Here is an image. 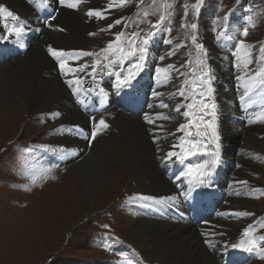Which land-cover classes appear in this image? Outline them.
Here are the masks:
<instances>
[{"label":"rangeland","instance_id":"374dc122","mask_svg":"<svg viewBox=\"0 0 264 264\" xmlns=\"http://www.w3.org/2000/svg\"><path fill=\"white\" fill-rule=\"evenodd\" d=\"M94 1H96L97 4H93ZM195 2L196 0H143V3H141V0H131L124 8H112L108 18L101 23H99L98 20L88 31V34L86 33L85 37H88L89 40L92 41L93 46H95L92 48L95 52H98L100 49L104 48L108 42L115 39L114 34L123 30L125 23L128 25L125 27L126 31L130 32L132 29L136 31L140 26H142L140 29H144L157 23L161 15L167 16L171 13L170 25L169 21H166V27L171 26L172 28L171 36L173 37V45H169L164 51V55L171 51L175 44L183 43L185 46L180 47L175 55L166 57L164 61H160L159 59V66L165 67L168 64H174L179 68L181 64L189 60L190 52L194 55V49L192 48L190 39L191 30L181 28V23L185 20L184 5L187 4L191 6ZM22 3L25 4L23 1ZM108 3L109 0H87L86 3H82L77 9L81 14H85V17L90 21L91 18L85 13L88 11L89 6L93 5L95 9H104ZM138 4L140 7H137ZM250 6L252 10L247 12L246 9ZM83 7H86L85 12ZM77 9L66 8L60 11L58 17L55 19L56 21L54 20L57 24L56 28L59 27V31L64 33L63 36L65 38L68 37L71 31V12L74 10L77 11ZM233 9L234 12L230 16L227 30L229 33L235 32L237 40H243L246 44L255 45L252 49L254 64L251 66L255 67V57L259 55L260 46L264 45V0H204L199 18L197 19L192 14L191 7H189V15L186 18V22L189 25L198 23V31L196 33L198 36L197 42L203 44L209 53L214 45L212 36L226 27L223 23L214 24L213 22L220 20ZM66 10H68V13ZM145 10L149 12L147 17L144 15ZM247 15L253 17L255 27H249V34L247 36H241L239 32L243 31V24L246 23L244 17ZM121 17H127L128 19L120 25H114L110 30L107 29L108 24L113 23L116 19ZM149 17L151 18L149 19ZM84 23L87 25L86 21H84ZM205 32L206 34L204 36ZM35 33L38 34L37 32ZM54 34H56V30ZM187 41L190 42V44ZM36 43L37 42L26 44V53L29 52ZM61 50L74 53V47H65ZM94 59H96V57H92L90 60L93 62ZM208 63L212 67L217 66L215 59H208ZM86 64L89 65L88 70H90L92 63L89 62ZM115 67L120 71L119 65ZM88 70L87 72H89ZM180 71L188 73L189 69L185 67L180 69ZM175 76L181 77L183 81L185 80V76H178L176 72ZM173 77L169 86H175L176 78ZM167 83L165 84L166 86ZM168 89L169 87H166L164 91L166 95ZM173 90L174 89L170 91H177ZM68 91L69 94H71L72 89H68ZM166 95L162 97L163 100L165 99L164 101H166ZM168 96L171 101L172 98L177 97V102L179 100V96H170L169 94ZM174 105L173 103L168 105V107L172 109H170L171 112L175 111V107H172ZM13 108L17 109V113L15 114L18 116H16L10 126L6 124L0 126V264H110L113 261L116 264H123L125 257L133 259L134 264H159L158 262L146 261L143 257V254L150 253L153 250V248L149 247L146 237H142V235L134 237V234H136L135 230L138 228V222L143 220L145 218L144 216L148 213H152L140 207V205L147 201H141L139 197L146 196L149 192L151 193L150 195L153 193L152 190L150 191L147 189L145 183L136 179L135 170L131 162L127 160V168L124 166L126 170L122 169L121 172L118 173L116 182H110L109 177H106V179L102 181L105 185L103 188L99 185H95L88 191L85 190L84 187L83 190L82 187L79 186L80 182L79 178L76 176L77 172L70 168H68L66 172L59 171L58 174L53 177L54 180L49 181L44 175L45 168L41 163L40 150L38 148H46V146L50 144V141H54L50 140V133L53 129L59 128L57 126L58 123L55 121L42 124L38 118V113H34L35 111L40 112L42 109L38 111L36 108H32L23 113L20 111L17 104L0 103V112H12L11 109ZM44 109L50 111L52 110V106H47ZM58 113L59 115L57 116L65 115V111L63 110ZM181 113H174L175 119H177L170 122L173 123V128L181 124V120H183V115ZM113 115L114 114L110 115V113H106L103 116H99L97 122L103 117H108L110 119V124L113 127L112 131L118 140L117 154H119V147L121 143L124 145L125 138L121 131L122 125L119 126L120 124L115 121L116 119H114ZM123 115L128 117L126 114ZM131 117L132 116H130V118ZM193 120L195 122V117H193ZM73 123L77 124L74 120H66L64 124L62 123L65 131H67L66 128L68 125ZM128 124L130 125V123ZM122 127L126 128L125 126ZM145 128H147V125H145V127L143 125V131L148 134ZM166 130H169V125L163 127L161 130L162 134L164 132L166 134ZM65 131L58 132L60 133L59 137L56 134V138L54 139H65L64 136H68L67 138L72 137V141H70L71 146H67L69 142H62L60 140L54 141V143L64 150L73 148L74 151L72 152H75L76 155L78 154L76 157L79 162L84 154L86 155L89 152L86 153L82 147V144L87 141L88 136L84 141L78 138L88 131L83 130V133L80 134ZM108 132L110 131L106 133L100 131L98 138L100 140H104V138L107 139L108 137L106 135ZM195 132L196 129L193 127L192 138L200 139V137L195 136ZM223 132L226 139L225 142L238 143L239 140L241 142L237 147H239L240 150L249 151L251 155L257 153L260 155L259 158H254L252 161H247L246 158H244L246 160L244 161L233 154L234 151L232 146H229L226 150V157L232 162H238V169L232 173L234 174L232 177L233 182L237 183V186L248 189L249 192L245 198H248V201H253L250 205H247V208L250 210L252 209L250 212L253 213V216H245L244 222H242L234 220V215L230 217L227 214L237 212L236 210H242L237 206L238 203L230 204V201L228 199H223V197L218 200L217 209L214 212L216 213L214 219L217 220L215 221L213 219L215 222L213 221L214 223L207 226L211 242L213 241L212 243L215 245V252L218 251L216 252L218 253L217 255L226 260L227 251L231 249L229 248L225 251L221 244H224L226 241L235 243L238 238V236L229 235L230 231L226 228V225L232 223V225H236V228L241 229L243 232L253 220L258 219L261 221V219H264V192L253 191V189L264 190V136L258 140L252 132L245 131L243 137H239L242 139H239L238 137H234L236 134L234 129H223ZM259 132L264 135V129L262 127ZM155 134L156 131L151 132V135ZM177 135L178 134L174 136L176 137ZM248 135H253L254 137L250 139L251 142L248 141ZM170 136L172 137V135ZM40 144L45 145L41 146ZM19 145H24L26 152H24V148L18 147ZM189 146L190 144L186 139L184 148L186 149ZM33 147L36 148V151H31ZM88 148L89 151L92 149V147ZM154 149H156L155 160L161 159L166 154L165 150L161 147H154ZM179 152H181L180 148ZM117 164V161L108 163L104 166V173L116 169ZM228 170H232V165L230 163L228 164ZM37 173H39V177L35 183H32L30 177ZM60 177H62V179ZM228 177L229 175L226 176V178ZM166 178L168 179V174ZM241 181H247V183L240 184ZM53 184L54 186H50ZM220 188H222V191H225L226 185L222 184ZM107 190L110 191L107 192ZM165 190L164 188H160L158 192L162 193L163 196H168V192ZM229 191L230 190H226V192ZM55 194L57 195L55 196ZM77 197H79L78 203L73 204L74 198ZM245 198L243 199L247 200ZM241 199L236 197V202L238 201L239 204H241V202L244 201ZM133 200H136V202L133 203ZM67 201L69 202L67 203ZM214 203L216 204L215 201ZM131 204L135 206L138 205L136 207L142 209L145 215L142 213L129 215L128 210L130 208L128 207H130ZM56 209H58V211H56ZM59 216L62 218L60 217L61 219L58 220V223L54 222V219H58ZM174 217L177 218L176 214H174ZM39 223L46 228L43 232L38 234L35 228L39 227ZM103 225H107L108 227H103ZM211 230L218 233L222 232L224 235L212 236ZM261 230H263L264 234V228H261ZM257 235H260V233L258 232ZM105 236L115 237L120 243H112V250H107L103 246L105 243ZM132 237H134V239H132ZM109 243H111V241H109ZM121 244L128 245L121 250L124 254H114L113 248ZM235 251L239 259L236 261V264L252 263L250 260L244 259V256H250V254L239 250ZM152 257L156 261L163 258L157 254ZM254 264H264V259L257 258Z\"/></svg>","mask_w":264,"mask_h":264},{"label":"snow or ice","instance_id":"6c2138e0","mask_svg":"<svg viewBox=\"0 0 264 264\" xmlns=\"http://www.w3.org/2000/svg\"><path fill=\"white\" fill-rule=\"evenodd\" d=\"M84 2V0H59V4L65 6L69 9H77ZM131 0H109L108 5L104 9L89 8L86 15L89 18H96L97 20H105L110 14L112 8H124ZM42 5H47L49 0H39ZM143 3V0H141ZM204 5V0H196L191 6L185 4V20L181 23V28L190 29L191 35L190 39L192 42V48L194 49V55L189 53V60L184 64H181L179 68L174 64H168L165 67L158 66L156 68V79L160 84H166L171 79V73L176 72L178 76H185L183 84L177 89L176 92L170 93V96H179L183 98V104H177L175 111L181 113V108L183 107L182 115L186 119V123H182L176 129L178 132H183L184 137L180 139L179 143L172 145L173 149L180 148L181 152L175 150H170L164 156V160L167 163L173 158L181 164L185 165L186 160L192 156H205L207 159L202 161H197V163H187L186 170L180 172L179 175L175 177L177 181H181L183 178V183L187 185L186 189L180 192V195L184 197L185 200L192 198L193 192L197 188L210 187L211 180L215 174L217 167L220 164V137L217 132V109L218 105L215 99V88L214 81L217 77L213 71L211 65L208 63V52L205 46L198 43V23L187 24L186 18L189 15V7H191L192 14L198 19L201 12V8ZM137 7H140L138 4ZM251 6L246 9L250 12ZM234 9L221 18L218 21H214V24L223 23L226 27L225 29L219 31L215 40L218 44L223 43L222 47L231 48L234 42V50L232 51V57L234 58L233 67L237 69V75L235 77L237 81V91L238 99L241 105L247 107V105L255 102V97L259 96L264 99V45L259 48V55L255 57V67H251L254 64L252 49L255 45L246 44L243 40L236 39V33H229L227 26L229 24L230 16L233 14ZM145 17L149 15L147 10L144 11ZM171 13L166 15H161L159 21L153 24L143 32H134L131 36H126L125 32L121 30L115 33V39L107 43V45L100 49L98 52H84L79 51L75 53H68L61 49H55L52 46L47 48L48 54L58 63L59 69L62 75H67L68 73H73L75 79H68L66 83L71 87L73 94H79L82 91H92V89H84L83 81L80 77V73H86L89 65L79 64L77 67H73L68 63V58L72 57L78 60L80 57H96L91 64L90 75L93 79L96 76L97 70L111 69L112 71L108 74L115 75V84L118 92H123L124 90H131L134 87V81L140 75V72L146 66L147 57L149 53V47L153 40L156 39L160 33L170 34L172 31L171 26L165 27V22L169 21L170 25ZM54 19V17H52ZM127 17H121L116 19L113 23L107 25V29L110 30L114 25H120L122 22L127 20ZM246 23L243 24V31L239 32L241 36H247L249 34V27H255L253 23V17L247 15L244 17ZM11 21V25L9 24ZM48 21L46 20L45 23ZM0 23H3L4 33H0V41H7L11 36H15L17 41L25 33L27 25L26 22L21 21L20 18L11 11L3 3H0ZM128 25L125 23L124 25ZM103 30V29H102ZM91 34V33H90ZM163 43L165 45H173V38L168 36H162ZM185 46L183 43L175 44L171 51L167 52L164 56H160L159 59L164 61L166 57L175 55V52L180 48ZM130 58L135 60V63L131 64L127 71H116V65L122 66L124 62ZM187 67L189 69L188 73L181 72L180 69ZM191 76V83L187 79ZM187 93V94H186ZM163 93L158 91H153V97H160ZM82 102V101H81ZM160 108H167L168 104L161 101L158 105ZM150 108L153 105H149ZM57 115H59L57 113ZM158 117L161 114H157ZM195 117V122L193 120ZM163 119H169L168 116H162ZM145 119L148 123L154 124L155 121L149 118L147 115ZM264 121V109H262L257 117L250 119V122ZM109 125L105 122L103 118L99 121L93 120V125L91 129V139L94 140L102 129H107ZM195 127V136L200 137V139H195L193 137L192 128ZM162 130L163 126H159ZM65 129L63 125L60 128L55 129L56 132H63ZM75 132L77 134L83 133V129L76 126ZM155 132V130H154ZM172 135L171 132L168 133ZM191 138V139H189ZM188 140L190 144L186 149L184 148L185 140ZM91 143V141H89ZM214 146V150L211 147ZM186 153V154H185ZM45 172L51 171V169H45ZM39 173L31 175L32 183H35ZM240 183H247V181H241ZM255 192H264L262 189H253ZM141 201H149L152 204L157 205H168L174 204L175 197H162L156 199L151 196H141L139 197ZM228 215H234L237 217L253 215V213L243 211V212H232L227 213ZM223 215V213H222ZM103 227H108L103 225ZM264 228V223L260 225ZM253 225H248L242 232V235L238 242H224V250L230 249L239 250L248 254L255 255L257 258L264 259V234L257 235L253 231ZM205 236V244L209 247H215L212 244L211 239H209L208 233H202ZM212 236H223L222 232H213ZM104 247L107 250H112V243H120L115 237H104ZM111 241V243H109ZM126 264H134L133 259L125 257Z\"/></svg>","mask_w":264,"mask_h":264},{"label":"bare ground","instance_id":"6f19581e","mask_svg":"<svg viewBox=\"0 0 264 264\" xmlns=\"http://www.w3.org/2000/svg\"><path fill=\"white\" fill-rule=\"evenodd\" d=\"M85 2L86 1L84 0L83 3ZM0 3H4V5L7 6L11 11H13L18 17L24 19L26 24L29 23L27 20V17H29V13L28 11H26L27 7L22 3L21 0H0ZM93 4H97V2L94 1ZM85 8L86 7H83L84 12L86 11ZM89 8L95 7L91 5L89 6ZM66 12L68 13V10H66ZM71 15V31L67 38L63 36L64 33H61L59 31V27L56 28V34L44 31V37L42 36L36 43V45L32 46L31 50L27 52L23 56V58L9 61L7 64L0 66V103L3 102L4 104H17L20 111H22L23 113L27 112L26 110L32 108H36L38 111L42 109L40 112H34L38 113V118L41 115H48L52 112L58 113L59 111L63 110L65 111V115L57 116V113L55 114V119L59 124H57L59 128L62 126V123H65L66 120L79 119L85 125L86 119L79 114L75 105L71 103L68 89H65V87L60 83L59 75L55 70L56 66L51 64V62L48 60L49 56L47 55V48L49 46H52L55 49L74 47V50H81L85 52L89 48L95 47L93 46L92 41H90L88 37H85V35L86 33L88 34V31L98 22L96 18H91L90 21H88L87 17H85V14H81L78 9L77 11L74 10L73 12H71ZM84 21L87 22V25H85ZM101 22H103V20H99V23ZM0 33H3L2 23H0ZM40 43L45 46L46 50H44L43 47L39 45ZM15 45L20 47L22 46L23 48L27 49L26 45H19L18 42H15ZM39 46L42 48V50ZM90 59H92V57H80L76 62H78L79 64H81L80 62H82L83 64L89 62L92 63V60ZM156 68L157 67H155V69ZM69 75L73 77L74 74L69 73ZM159 91H161L162 93L164 91V86L160 88ZM170 93L173 92L168 90L167 95L166 92H164V96L166 95L167 103L171 102V100L168 98V94ZM160 98L161 100H163L162 97ZM47 106H52V110L48 111V108L45 110L44 108H46ZM170 109V107H167L166 111L172 113ZM11 110L12 112H0V126H3L5 124L10 126L12 124V121L16 118V116H18L15 114L17 113V109L13 108ZM112 114H114L113 117L114 119H116L115 121L120 124L119 126L122 125L127 128L126 129L121 126L122 135L125 138V142L123 141L124 145L121 143L119 147V154H117L118 140L116 139L117 137L112 131V127L110 132H108V134L106 135L108 138H104V140H100L98 138L89 153L86 155L84 154L79 162H69L70 166L68 168L74 169L75 172H77L76 176L77 178H79V186H81L82 189L84 187V189L87 191L90 188H93L95 185H99L103 188L105 187V185L102 183V181L106 179V177H109L110 182H116L118 173H120L122 169H125L124 166H126L127 168V160H129L135 170L136 179H138L142 183H145V185H147V189H149L150 191L152 190L153 194L150 195L151 193L149 192L146 196L160 199L163 197V194L159 193L158 190L160 188H164L166 189L165 191L168 192V197H177L178 192L168 182V179L176 180L175 177L181 172L180 166H173L174 158L166 163L164 160V156L166 154L161 159L155 160L156 149H154V146H162L161 148L165 150V153L170 150L176 151V149L172 148V145L175 144L176 137H171L168 134L169 132H171L172 135L180 134V132L176 131L179 126L173 128V123H170L175 119V116L169 117L168 122L165 123V125H169V130L166 134H162L161 131L159 132L157 131V129L150 128L149 125H147V127L150 128V132L154 130L157 132L156 136H152L149 133H144L143 124L139 119L133 116L131 118L126 117L119 111H117V109H113L112 112H110V115ZM103 119L110 127V119L108 117H103ZM128 123H130V125ZM262 128L264 129V126ZM107 129H102L101 131H106ZM224 129L227 130V128ZM248 136V141L251 142L250 139L254 137L253 135ZM67 137L64 136L65 139L59 140L62 142H69L67 146H71L70 141H72V137ZM81 138L84 139V135L81 136ZM166 139L168 140L166 141ZM53 140L59 141L57 139ZM111 161H117V168L112 170L113 172L110 171L104 173V166H106ZM159 163H162L163 165L158 168ZM167 174L168 179L166 178ZM62 177L60 178L62 179ZM50 186H54V184ZM108 191L110 190H107V192ZM56 195L57 194H55V196ZM74 199L75 200L73 201V204L78 203L79 197ZM245 199L247 200L243 199L244 201H242L241 204H239L238 201H232V203H238L237 206L240 209L250 212L252 209L250 210L249 208H247V205H250L253 201H248V198ZM184 200L185 199H182V203L184 202ZM68 202L69 201H67V203ZM210 206L216 208L217 202L216 204L214 202H211L210 205H208V208H210ZM140 207H144L143 209H147L149 211L155 209V206L150 205L149 203L147 204V202L143 203ZM179 207L180 208H162L160 216L156 215V213L152 211V213H148L152 217H148L147 215H145L146 219L144 218L143 220H140L138 222V228L137 230H135L136 234H134V237H138L141 235L142 237H146L149 247L153 248L150 253L143 254L145 260L158 262L159 264H218V261L214 256L215 254H218L216 253L218 251H214V253L211 254L209 252V249L213 247H209L207 244H205V236H202V233H208L210 235L207 228L208 226L203 228V223L200 222L194 224L190 220V214L193 213V215H195L194 213L198 212L200 209L196 204L195 198L187 201L185 204H180ZM56 211H58V209H56ZM178 213L185 216L187 218V221L184 222L173 217L174 214ZM128 214H134V212L129 209ZM154 214L156 215V221L153 218ZM60 217L61 216H59L58 219H54V222L58 223V220L62 218ZM255 220H253L252 222H254ZM210 221L211 219L207 222V224H209ZM262 223H264V219H261L258 226L253 230L254 233L257 234L259 232L260 234H263V231L260 227ZM39 227L35 228V231H37L38 234L43 232L46 228L45 226H42L41 223H39ZM236 227L237 226L232 225V223L226 225V228L230 231L229 235L236 236L238 234L239 229ZM211 233H213V231ZM134 237H132V239H134ZM156 254L160 257H163L161 258L162 260H154L152 256ZM219 257L220 256H218V258Z\"/></svg>","mask_w":264,"mask_h":264}]
</instances>
